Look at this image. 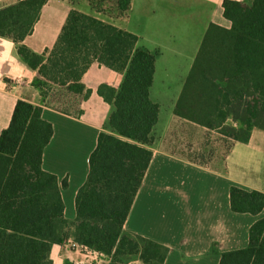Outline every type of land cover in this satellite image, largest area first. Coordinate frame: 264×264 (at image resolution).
Returning a JSON list of instances; mask_svg holds the SVG:
<instances>
[{
	"label": "trees",
	"instance_id": "16d2710c",
	"mask_svg": "<svg viewBox=\"0 0 264 264\" xmlns=\"http://www.w3.org/2000/svg\"><path fill=\"white\" fill-rule=\"evenodd\" d=\"M113 3L112 16L123 17L131 0ZM45 0H25L0 9V37L11 38L28 68L32 86L43 99L51 88L85 98L81 80L92 64L123 74L118 90L98 95L112 110L108 133L91 153L89 173L75 198L76 217L64 218L61 185L42 169L44 149L53 136L42 108L18 101L10 124L0 134V264H52L51 249L69 239L121 264L139 245L122 235L134 199L149 167L152 132L159 106L149 97L155 55L138 48V38L94 16L71 9L51 49L33 53L24 44ZM230 29L210 25L175 106L177 117L248 144L252 131L264 132V0L224 1ZM234 214L257 216L264 193L229 189ZM219 264H264V219L249 231L248 247L219 254ZM142 258L162 262L160 247L146 243ZM62 264H74L63 260Z\"/></svg>",
	"mask_w": 264,
	"mask_h": 264
},
{
	"label": "crops",
	"instance_id": "0c3cea01",
	"mask_svg": "<svg viewBox=\"0 0 264 264\" xmlns=\"http://www.w3.org/2000/svg\"><path fill=\"white\" fill-rule=\"evenodd\" d=\"M21 1L25 0H0V9ZM45 1L32 34L23 42L36 54L53 47L71 10L67 0ZM224 1L250 0H131L125 16H112L109 21L100 18L135 35L138 48L155 55L149 97L159 112L152 144L147 147L152 158L122 233L138 243L139 251L119 255L121 264H219V254L247 248L250 228L264 219V211L257 216L234 214L229 198L232 186L264 193V132L254 129L248 144L236 143L175 114L208 28L231 27L223 16ZM142 25L149 26V32L139 31ZM166 53L172 59L165 60ZM158 69L184 71L178 79L174 75L175 81L171 73L158 80ZM36 77L18 55L14 41L0 37V134L8 128L18 101L42 108L43 120L53 128L42 169L56 176L60 185L66 180L67 188L61 191L64 218L73 222L75 198L89 173V157L98 136L108 133L112 107L98 95V89L118 90L123 74L92 64L81 80L85 91H90L87 98L85 92L74 95L53 87L43 99L32 86ZM146 243L160 247L161 263L142 258ZM73 244L69 239L52 247V264L65 259L89 264L90 257ZM100 261L110 263L106 257Z\"/></svg>",
	"mask_w": 264,
	"mask_h": 264
},
{
	"label": "rangeland",
	"instance_id": "374dc122",
	"mask_svg": "<svg viewBox=\"0 0 264 264\" xmlns=\"http://www.w3.org/2000/svg\"><path fill=\"white\" fill-rule=\"evenodd\" d=\"M48 1H57V0H48ZM70 9H75L79 12H82L84 14L87 15H91L94 16L96 18H102L106 21H109L112 19V6L113 3L110 1L104 2V0H67ZM148 28L150 29V27L148 26ZM144 27V25H142L139 28V31H143V32H149V29ZM165 36V34H163ZM168 38V37H167ZM175 40H179V38H176ZM172 59L170 57L169 53H166V58L165 60H169ZM182 65L184 66L185 63L183 62ZM166 71V72H164ZM184 70H159L158 69V75L157 78L159 80V78L161 77V75L163 74H169L171 73L173 75L172 80L175 81V79H178L180 72L182 73ZM177 73V74H176ZM176 74V75H175ZM174 75H175V79H174ZM177 76V77H176ZM61 98V97H60ZM164 109H166V107L164 106ZM229 149V146L226 144V151ZM146 247V244L144 245L143 248Z\"/></svg>",
	"mask_w": 264,
	"mask_h": 264
},
{
	"label": "built area",
	"instance_id": "2783aa9c",
	"mask_svg": "<svg viewBox=\"0 0 264 264\" xmlns=\"http://www.w3.org/2000/svg\"><path fill=\"white\" fill-rule=\"evenodd\" d=\"M72 247L80 249L87 256H89L91 259L89 264H102V262L100 261L101 258L104 257L102 254L92 251L86 247L77 246L76 244H73ZM78 264H82V263H78Z\"/></svg>",
	"mask_w": 264,
	"mask_h": 264
}]
</instances>
